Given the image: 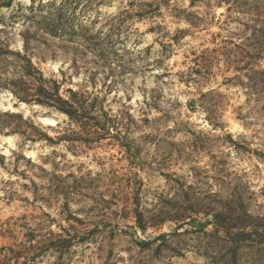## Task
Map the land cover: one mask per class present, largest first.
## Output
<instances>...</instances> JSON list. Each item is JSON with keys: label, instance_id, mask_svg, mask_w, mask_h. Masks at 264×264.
Returning a JSON list of instances; mask_svg holds the SVG:
<instances>
[{"label": "rangeland", "instance_id": "1", "mask_svg": "<svg viewBox=\"0 0 264 264\" xmlns=\"http://www.w3.org/2000/svg\"><path fill=\"white\" fill-rule=\"evenodd\" d=\"M5 1L0 264L15 257L24 264L36 254L28 264H264V0ZM49 3L75 7L74 16L60 17L63 25L101 31L104 55L73 53L78 33L46 35L34 65L59 80L62 93L73 87L103 97L116 116L110 132L128 131L130 150L109 134L57 140L80 128L5 88L4 77L19 74L18 59L5 51L22 50L27 27L42 30ZM216 210L234 221L245 210L252 217L241 229L258 231L236 242V226L229 237H210L186 223ZM51 233L76 237L61 259L46 248ZM161 233L165 242L154 239ZM233 244L237 263L228 254Z\"/></svg>", "mask_w": 264, "mask_h": 264}, {"label": "trees", "instance_id": "2", "mask_svg": "<svg viewBox=\"0 0 264 264\" xmlns=\"http://www.w3.org/2000/svg\"><path fill=\"white\" fill-rule=\"evenodd\" d=\"M217 2L221 3L222 0H218ZM10 4L11 0H6L5 3H3L4 6H9ZM74 8L75 7L69 8L68 4H62L59 7H54L53 3H49L47 13L42 15L41 20L39 21V27H42V30L39 28L33 29L27 27L21 32L22 50L14 51L10 49L8 52L5 51V54H13L16 59H18L17 67L19 74L14 72L9 76L7 75L8 77H4L6 82L3 84L5 88L9 89L19 101L25 103H36L62 113L68 117L71 123L76 124L80 128L79 133L74 132L75 135H72L64 132L57 136V140L71 141L78 139H88V141H98L106 134H109L111 136L117 137L118 142H120V146H125L130 150L127 142L129 138L128 131H118V129H114V133L110 132L112 127L116 128V116H112L107 113L103 105V97H100L99 94L95 93L94 91H87L80 88L76 89L73 87H67L64 90V93H62L61 82L54 77H46L32 61V57L35 55L37 50L41 49L44 52L46 51V49L40 45L41 39L45 40L46 35L70 36L72 33H78L82 38L81 44L71 45V49L74 51L73 53L86 55L87 52H89L94 56L97 55L100 58L103 57V51L105 50V37L102 36L101 31L89 33V26L81 27L80 29L76 30L74 29L73 25H63L60 22V17L72 12ZM73 14L74 12H72V16H74ZM73 67L76 68L75 61L73 63ZM8 114L22 118V115L19 113L11 112ZM128 116H130L129 113ZM30 124L33 125L31 122ZM34 127L40 131L44 140L55 142V140L50 135L41 130V126L36 127L34 125ZM65 206H67V204H65ZM227 215L228 214H226V211L216 210L213 211L211 219H204L201 221L194 217L188 216L186 223L193 229L198 230L205 235H210V237L213 234L218 235L219 232H222L226 237H229V235L233 234V226H236L238 228V231L235 233L238 235L236 236L238 238L236 242H244V239L249 236L251 230L258 231L256 228L251 229L250 232L241 229L249 226L247 220L251 219L252 216L247 213V211L242 210V213L238 214L235 221L231 218V216ZM136 216V226L141 231H144L146 229V225L143 222L142 212L137 211ZM209 225L213 226V230L211 232L207 229ZM261 228L264 229V225ZM51 235V238L48 239L49 241L46 245V248H49L54 252H58V259H61L64 255V251L62 250L64 247L63 245H68L74 241L76 237H72L69 234L64 236L61 233L55 235L51 233ZM166 236L167 233H161L154 239H161L163 242H165ZM35 238L36 237L29 239L30 242L35 240ZM138 242L142 247H147L151 244V240H139ZM229 252L232 253L230 256L234 263H237L235 258V255L237 254V248L235 244L228 248V254ZM38 255L39 254L26 257V263L24 264H28V258L33 260ZM17 258L18 257H15L14 264H18L19 260ZM1 260L3 262L6 260L5 255L0 257V261Z\"/></svg>", "mask_w": 264, "mask_h": 264}]
</instances>
